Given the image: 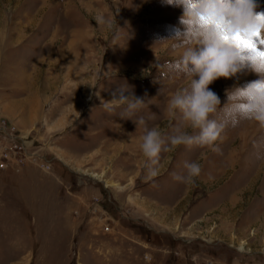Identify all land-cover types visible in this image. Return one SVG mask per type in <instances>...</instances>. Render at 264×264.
I'll return each instance as SVG.
<instances>
[{"label":"rangeland","instance_id":"1","mask_svg":"<svg viewBox=\"0 0 264 264\" xmlns=\"http://www.w3.org/2000/svg\"><path fill=\"white\" fill-rule=\"evenodd\" d=\"M181 15L162 0H0V264H264L254 122L226 128L219 153L162 152L146 182L143 127L104 108L126 86L145 101L133 119L171 134L166 104L189 78L167 69L182 49L163 38ZM257 78L208 87L223 107ZM185 162L202 166L195 186L172 178Z\"/></svg>","mask_w":264,"mask_h":264},{"label":"clouds","instance_id":"2","mask_svg":"<svg viewBox=\"0 0 264 264\" xmlns=\"http://www.w3.org/2000/svg\"><path fill=\"white\" fill-rule=\"evenodd\" d=\"M162 2L182 8L179 17L182 29L173 28L170 36L163 38L175 41L172 47L182 51L166 67L189 78L188 84L172 93L166 104L167 115L175 121L171 134L149 127L143 116L133 119L145 101L126 86L119 85L113 99L104 104L108 112L120 108V118L131 119L136 127H143L138 148L144 158L145 181H154L159 175L162 152L184 146L206 147L219 153L218 141L223 140L225 129L235 128L242 121L255 123L258 135L252 144L256 159L264 160V12L256 11V0ZM94 19L97 25L114 27L113 21L102 13ZM246 69L258 78L226 90L227 101L220 107V97L208 86L220 77H234ZM218 111L222 117L213 118ZM184 168V174L172 173V178L195 186L202 172L201 164L185 162Z\"/></svg>","mask_w":264,"mask_h":264},{"label":"built area","instance_id":"3","mask_svg":"<svg viewBox=\"0 0 264 264\" xmlns=\"http://www.w3.org/2000/svg\"><path fill=\"white\" fill-rule=\"evenodd\" d=\"M16 146L18 147V148H20V149H22L23 148V143H16ZM41 156H43V155H41ZM43 158L45 159V160H48L46 157H44L43 156Z\"/></svg>","mask_w":264,"mask_h":264},{"label":"snow or ice","instance_id":"4","mask_svg":"<svg viewBox=\"0 0 264 264\" xmlns=\"http://www.w3.org/2000/svg\"><path fill=\"white\" fill-rule=\"evenodd\" d=\"M241 43H244V44H246V45L248 44V42H247V41H241Z\"/></svg>","mask_w":264,"mask_h":264}]
</instances>
